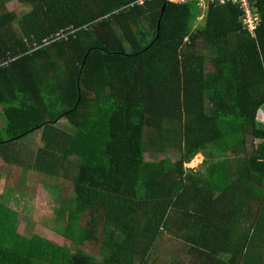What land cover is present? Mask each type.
Returning <instances> with one entry per match:
<instances>
[{"label":"trees","instance_id":"1","mask_svg":"<svg viewBox=\"0 0 264 264\" xmlns=\"http://www.w3.org/2000/svg\"><path fill=\"white\" fill-rule=\"evenodd\" d=\"M9 1L0 156L74 197L56 210L64 245L0 217V264H156L165 234L191 264H264V0L253 32L232 2L199 24L176 0H19L23 14ZM35 132L44 147L16 153ZM224 142L245 154L235 166ZM198 154L205 168H188Z\"/></svg>","mask_w":264,"mask_h":264},{"label":"rangeland","instance_id":"2","mask_svg":"<svg viewBox=\"0 0 264 264\" xmlns=\"http://www.w3.org/2000/svg\"><path fill=\"white\" fill-rule=\"evenodd\" d=\"M7 6L19 14H23L28 9L19 0H10ZM202 22L206 23V19L198 20L199 24ZM259 115V118L264 120V109ZM62 125L67 127L69 124L63 120ZM38 134L40 135L38 132L32 133L25 140H22L19 145L15 146V152L30 157V154L36 153L39 148L44 147V143L39 140ZM227 145V142L221 143L222 150L227 154L230 163L235 166L236 160L244 159L245 154L243 151L231 149ZM178 157L179 155L174 154H160L159 156L147 154L149 160L164 158L168 164H172ZM193 159L197 160L187 163L188 168L197 170L205 168L206 154H198ZM27 169L25 165L10 166L3 159L0 160V204L6 206V208L0 209V217L12 219L17 215V219L22 221L21 227H19L20 234L30 237L37 230L46 234L50 240L64 245L67 243L61 231L64 219L58 220L56 210L63 197L67 199L74 197L71 189L72 182L63 184L64 179L61 178L57 180V185L61 183L62 187L54 186V181L51 178H43L37 171L31 173ZM29 175H32V183L27 180ZM45 178H47L46 181ZM23 180L27 181L24 183ZM8 235H10V225L0 222V241L6 239ZM179 247L180 243L177 240L173 239L170 234H165V239L159 242L157 246L154 257L157 261L156 264H191L188 260L184 261V252L180 251L183 247ZM89 255L92 256L93 254L89 252ZM175 260L182 262L179 263Z\"/></svg>","mask_w":264,"mask_h":264},{"label":"built area","instance_id":"3","mask_svg":"<svg viewBox=\"0 0 264 264\" xmlns=\"http://www.w3.org/2000/svg\"><path fill=\"white\" fill-rule=\"evenodd\" d=\"M181 3H188L192 1H200V5H218V4H227L231 3L234 5H239L245 12V22L249 25V30L254 31L256 28V23L259 19L258 14L254 12L252 4L255 3L257 0H176ZM203 16L200 17L199 20H203ZM75 28L68 27L67 29L60 30L57 34L51 36L52 39H65L68 37L70 33L75 32ZM48 43V39L46 41ZM3 66H8V63L5 62L0 65V70Z\"/></svg>","mask_w":264,"mask_h":264},{"label":"clouds","instance_id":"4","mask_svg":"<svg viewBox=\"0 0 264 264\" xmlns=\"http://www.w3.org/2000/svg\"><path fill=\"white\" fill-rule=\"evenodd\" d=\"M144 1H142V2H140V3H143ZM190 3H194V4H197L198 6H199V16H198V19L197 20H199L200 19V17H204L203 19L205 20L206 18H207V15H208V12H209V9L212 7V5H200L199 3H200V1H192V2H188V4H190ZM215 6H217V5H215ZM258 17H259V15H258ZM246 23V22H245ZM246 24H248V23H246ZM60 31V30H59ZM264 109V107L263 108H260L259 109V113H258V119L260 120V121H262V122H264V120H262V119H260L259 117H260V115L259 114H261L262 113V110Z\"/></svg>","mask_w":264,"mask_h":264},{"label":"crops","instance_id":"5","mask_svg":"<svg viewBox=\"0 0 264 264\" xmlns=\"http://www.w3.org/2000/svg\"><path fill=\"white\" fill-rule=\"evenodd\" d=\"M3 121V117H2V115L0 114V125H2L1 124V122ZM2 159V157L0 156V160ZM5 161V160H4ZM6 162V161H5ZM0 174H1V170H0Z\"/></svg>","mask_w":264,"mask_h":264},{"label":"bare ground","instance_id":"6","mask_svg":"<svg viewBox=\"0 0 264 264\" xmlns=\"http://www.w3.org/2000/svg\"><path fill=\"white\" fill-rule=\"evenodd\" d=\"M199 155H200V154H199ZM199 158H200V156H199ZM197 159H198V158H197ZM197 159H193V160L191 161V163H192V162H195V160H197Z\"/></svg>","mask_w":264,"mask_h":264}]
</instances>
